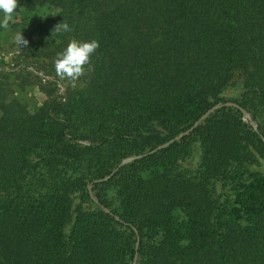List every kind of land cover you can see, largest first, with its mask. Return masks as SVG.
I'll use <instances>...</instances> for the list:
<instances>
[{
  "label": "trees",
  "instance_id": "obj_1",
  "mask_svg": "<svg viewBox=\"0 0 264 264\" xmlns=\"http://www.w3.org/2000/svg\"><path fill=\"white\" fill-rule=\"evenodd\" d=\"M9 32L42 78L99 47L34 109L0 65V264H264V0H19Z\"/></svg>",
  "mask_w": 264,
  "mask_h": 264
},
{
  "label": "clouds",
  "instance_id": "obj_2",
  "mask_svg": "<svg viewBox=\"0 0 264 264\" xmlns=\"http://www.w3.org/2000/svg\"><path fill=\"white\" fill-rule=\"evenodd\" d=\"M19 0H0V29L7 30L10 22L14 18V13L18 8ZM55 28L58 31L71 32L72 28L66 22L59 23ZM14 42L21 46L27 45L28 41L17 33ZM99 47L97 40L79 41L71 40L68 45L57 54L54 61L55 70L61 79L75 81L84 74V66L90 63L91 56Z\"/></svg>",
  "mask_w": 264,
  "mask_h": 264
},
{
  "label": "rangeland",
  "instance_id": "obj_3",
  "mask_svg": "<svg viewBox=\"0 0 264 264\" xmlns=\"http://www.w3.org/2000/svg\"><path fill=\"white\" fill-rule=\"evenodd\" d=\"M16 34L17 33L9 32L5 33L4 36L0 38V65H8L9 63L10 65L21 63V65H23L24 67L27 66L29 68L28 70H30L34 74L41 76V78H38V76L18 77L15 80V82L24 81L26 83L24 89L25 96L28 100L29 107L31 109H34L35 105L40 104L44 99L45 90L47 89L46 85L47 83H49V81H53L56 72H52V76H46L42 78L44 68L46 67L44 64V59H39L38 57L31 58L27 56L25 53L24 44L18 46L14 42V37ZM22 36L24 38L23 33ZM23 75H26V73H23ZM69 84H76V80L70 81L68 79L59 78L58 86H60V89H57L56 92L62 93L61 88H64ZM226 95H232L231 91H226Z\"/></svg>",
  "mask_w": 264,
  "mask_h": 264
},
{
  "label": "water",
  "instance_id": "obj_4",
  "mask_svg": "<svg viewBox=\"0 0 264 264\" xmlns=\"http://www.w3.org/2000/svg\"><path fill=\"white\" fill-rule=\"evenodd\" d=\"M222 106H233V107H236V108H238L243 114H245V110H244L242 107H240V106H239L237 103H235V102L227 101V102H225L224 104H215V105H213L212 107H210L209 109H207V110H206V111H205V112L199 117V119L193 123V125H192L188 130L179 133L178 135H176V136L173 137L172 139H169V140L166 141L165 143L159 145L156 149H161V148H163V147H165V146H168L169 144H171V143L174 142V141H178V140H180L185 134H187L190 130H192V129H193V128L199 123V121L205 119L208 115H210L211 113H213L214 111H216L217 109H219V108L222 107ZM127 160H128V159L123 160V161L120 163V165L123 164L124 162H126ZM134 263H135V261H133L132 264H134Z\"/></svg>",
  "mask_w": 264,
  "mask_h": 264
}]
</instances>
